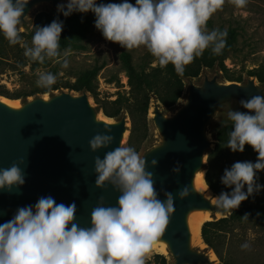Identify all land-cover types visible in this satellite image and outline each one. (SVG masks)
Returning <instances> with one entry per match:
<instances>
[{
  "label": "clouds",
  "instance_id": "obj_1",
  "mask_svg": "<svg viewBox=\"0 0 264 264\" xmlns=\"http://www.w3.org/2000/svg\"><path fill=\"white\" fill-rule=\"evenodd\" d=\"M225 0H129L120 3H97V0H67L57 5L64 17L74 12L94 16V26L105 40L131 50L143 46L156 59L158 66L171 63L178 75L195 57L211 48L222 53L227 32L205 31L210 16ZM242 8L247 0H229ZM29 0H0V34L12 45L21 42L18 25ZM63 21L35 27L31 46L23 44L24 55L43 64L55 59L63 68L69 66L65 52L61 59L60 40ZM37 87L50 89L56 83L51 72H39ZM247 112L231 110L233 122L226 147L243 152L250 145L258 153L256 162L237 161L225 168L220 182L230 192L216 196L215 206L230 211L237 209L261 189L257 172L264 170V96L241 99ZM110 132L111 129L107 128ZM114 137L96 134L89 141L92 151L106 148ZM23 161H21L22 163ZM152 160V164H156ZM95 184L106 182L119 192L116 204L106 206L103 197L92 209L90 225L75 222L76 204L57 203L52 196H41L34 204L18 207L12 218L0 224V264H145V254L164 233L174 212V198L165 193L158 198L153 174L146 171V160L132 147L119 146L94 160ZM179 171V168L174 169ZM25 184V173L18 163L0 168V190L12 191ZM246 189V190H245ZM190 194L185 186L178 191L181 199ZM247 217V214L245 215ZM242 249L250 245L244 243Z\"/></svg>",
  "mask_w": 264,
  "mask_h": 264
},
{
  "label": "water",
  "instance_id": "obj_2",
  "mask_svg": "<svg viewBox=\"0 0 264 264\" xmlns=\"http://www.w3.org/2000/svg\"><path fill=\"white\" fill-rule=\"evenodd\" d=\"M61 1L29 0L21 21L36 4L49 2L56 7ZM256 95L264 96V87L255 79L242 84L207 78L203 86L191 85L187 104L174 116L167 117L159 107L155 108L154 122L162 142L144 158L146 171L153 174L158 198L165 200V193L174 198L175 210L157 241L166 243L175 264H212L210 254L194 248L188 225L194 212L223 211L206 192L194 186L195 176L206 168L205 156L212 146L207 125L221 104L229 103L232 110L247 112L239 101ZM99 115L88 92H62L50 99L37 97L18 107L0 99V168L16 162L25 173V184L20 188L0 190V224L10 220L18 207L34 204L41 196L50 195L65 205L75 203V222L81 227L90 225L91 211L101 197L106 206L116 204L119 192L113 185L95 184L94 160L122 146L128 119L124 115L110 121ZM96 134L112 135L114 140L108 147L92 151L89 141ZM153 159L157 161L155 165L151 163ZM185 186L190 194L181 199L177 193Z\"/></svg>",
  "mask_w": 264,
  "mask_h": 264
},
{
  "label": "rangeland",
  "instance_id": "obj_3",
  "mask_svg": "<svg viewBox=\"0 0 264 264\" xmlns=\"http://www.w3.org/2000/svg\"><path fill=\"white\" fill-rule=\"evenodd\" d=\"M109 2L120 3L122 0L97 1L98 4ZM129 2L135 4V0H129ZM61 3H67V0H62L58 4ZM39 12H48L63 21L64 27L61 32L59 50L61 59L64 58L63 54L66 51L69 52L67 56L69 66L67 68H63L59 64L56 71L54 69V66L57 65L55 59H45V62L41 64L25 57L22 45L31 46L34 34V21ZM94 20L95 16L91 11L87 13L74 12L72 15L64 17L63 14L57 12V6L54 7L52 3L42 2L36 4L25 17L24 22L21 21L18 25L20 32L25 34L21 38L18 57L15 56V51L9 53L8 65H1L4 70L0 73V90H8L10 94L21 96V98H8L2 94H0V98L7 97L15 105L21 106L37 97L50 99L53 95H58L62 92L78 94L60 87L44 94L25 96L31 90L39 88L36 85L39 72H51L56 76L55 84L63 86L67 81L73 79L71 77L72 72L95 64L101 65L102 67L98 74L99 97L101 100H116L122 97L127 108L123 111L122 116L125 115L128 119V132L122 142V146L132 147L141 157H144L145 153L162 142V135L154 122L155 108L159 107L167 117L174 116L179 109L187 104L192 84L203 86L207 78H216L221 83L231 82L225 78L230 76L234 79L241 78L239 83L242 84H246L250 79H255L260 87H264V84L260 83L256 77L250 76V72L256 68H260L264 72V0H247V3L242 8H236L229 0H225L222 7L210 16L204 30L211 31L219 28L235 30L237 35L236 45L234 50L228 53L224 61L226 69L220 70L218 67H205L200 76L184 79L185 90L183 96L171 109H166L157 96L152 95L148 116L146 119L137 117L134 131V121L130 114V110L134 112V98L128 74L123 68L121 54L124 51L130 52L138 69H141L152 55L143 46L127 50L118 43L105 40L101 32L95 28ZM23 62H27V64L24 66ZM157 65L158 62L154 60L152 66ZM90 101L93 106H97L92 96H90ZM231 110L229 103L221 104L215 116L207 125L208 138L212 142L211 150L217 144L215 131L224 124L233 123L227 118V113ZM100 113L107 120H116L115 118L107 117L103 111H100ZM225 145L221 146L214 157V175L222 176L224 169L230 168L237 161L256 162L258 153L250 145L246 144L243 152H232ZM209 150L205 156L206 166ZM206 172L207 168H204L202 173H204L205 180ZM256 182L261 185V189L250 196V199L264 194V170L257 172ZM212 194L208 197L213 199L215 203L216 200L213 197L215 194L213 192ZM196 213L200 212H194L193 214ZM208 213L211 217L208 220H218L229 214L226 211H209ZM221 233L222 236L215 242L216 246L221 251L222 256L229 259L232 264H264V227L255 226L251 223H237L232 228ZM203 242L204 246L194 242V248L205 251L210 255L214 254L215 257L211 258L212 264H221V258L216 250L211 248L204 239ZM244 243H248L250 247L242 249L241 245ZM166 251L162 252L153 245L151 250L145 254V264H160L161 259L157 255L165 256L167 264H175V259L170 250L167 248Z\"/></svg>",
  "mask_w": 264,
  "mask_h": 264
},
{
  "label": "trees",
  "instance_id": "obj_4",
  "mask_svg": "<svg viewBox=\"0 0 264 264\" xmlns=\"http://www.w3.org/2000/svg\"><path fill=\"white\" fill-rule=\"evenodd\" d=\"M55 18L56 17L54 15L48 12H39L35 17L33 31L35 30V27L47 25ZM219 30H226L227 32L226 44L222 50V53L215 55L212 53L211 48L205 49L202 55L195 57L190 64L185 66L182 75H178L176 73L175 68L171 63H169L164 68H161L158 65L152 66L153 61L156 60L153 56L147 59L148 62H146L141 69H138L130 52L124 51L121 54L123 68L128 74L129 83L134 98V112L130 110V114L134 121V131L137 117H143L144 119L147 118L152 95H156L158 100L166 109H171L183 96L185 90L184 79L200 76L203 68L205 67H218L220 70L226 69L224 61L227 58L228 53L234 50L237 35L233 29L219 28ZM24 35V32H20L21 38ZM20 44L21 42L12 45L4 38L3 34H0V67L1 65H8L9 53H13L15 51V56L18 57ZM26 64L27 62H23L24 66ZM59 64L60 63H57V65L54 66L56 71L58 70ZM101 67V65L95 64L79 71L76 70L71 74L73 79L67 81L63 86L54 84L50 89L39 87L31 90L25 96L44 94L59 89L60 87H64L77 93L88 92L90 96L94 98L98 110L103 111L107 117L119 120L122 117L123 111L127 109L124 105L122 97H119L116 100H101L99 97L98 74ZM2 70H4L3 67L0 68V73ZM250 76L256 77L260 83L264 84V72L260 68L252 70L250 72ZM225 78L229 81L241 82V78L234 79L230 76H226ZM0 94L13 99L21 98V96L10 94L8 90H0ZM232 127L233 123H227L220 126L215 131L217 144L215 148L213 150L210 149L208 153L206 183L216 196H218L222 191H231V188L225 187L220 182V178L222 176L214 175L213 171L214 157L216 152L223 144L227 143ZM223 211L225 212V210ZM226 212H229L228 216L218 220H208L203 224L202 237L211 248L216 250L217 254L221 258V264H232L229 259H226L222 256V253L217 248L215 242L222 236V231H227L237 223H251L255 226L264 227V194H260V196L254 197L253 199L248 198L247 200L241 202L237 209ZM246 214L247 217H245ZM157 257L161 259L160 264H167V259L165 256L157 255Z\"/></svg>",
  "mask_w": 264,
  "mask_h": 264
},
{
  "label": "bare ground",
  "instance_id": "obj_5",
  "mask_svg": "<svg viewBox=\"0 0 264 264\" xmlns=\"http://www.w3.org/2000/svg\"><path fill=\"white\" fill-rule=\"evenodd\" d=\"M3 102L7 103L8 105L12 106V107H18L17 105H15L12 100L8 99L7 97H1L0 98ZM100 118H104L106 119L101 113L99 115ZM127 132L125 133L124 138L127 135ZM194 186L196 189L200 190V191H204L207 193V195H213L212 192L210 191V189L208 188V185L206 183L205 177H204V173H198L195 178H194ZM216 200V196H213ZM210 214L208 212H200V213H196V214H192L190 215V217L188 218V225H189V229L190 232L192 234V240L194 242H196L198 245L200 246H204V242L202 239V234H201V227L202 224L204 223V221L210 219ZM155 247L159 248L162 252H167V245L165 242L162 241H156L153 244ZM212 257H215L214 254L211 255Z\"/></svg>",
  "mask_w": 264,
  "mask_h": 264
}]
</instances>
